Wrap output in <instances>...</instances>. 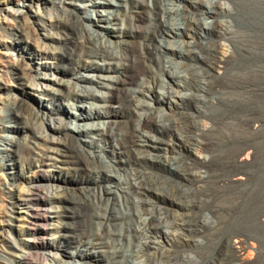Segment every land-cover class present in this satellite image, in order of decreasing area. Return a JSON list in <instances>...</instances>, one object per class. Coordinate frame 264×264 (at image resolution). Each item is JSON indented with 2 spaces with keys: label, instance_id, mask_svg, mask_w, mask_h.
<instances>
[{
  "label": "bare ground",
  "instance_id": "1",
  "mask_svg": "<svg viewBox=\"0 0 264 264\" xmlns=\"http://www.w3.org/2000/svg\"><path fill=\"white\" fill-rule=\"evenodd\" d=\"M21 1L29 12L50 6L40 30L54 33L42 45L25 10L0 18L19 55L5 54L0 65V264H264V0ZM143 9L149 25L140 31ZM218 40L228 57H218ZM190 43L221 77L181 75L171 57L196 59L180 49ZM37 68L59 77H33ZM132 72L141 75L136 88L119 100L118 85ZM34 78L59 87L40 86L52 104L40 113L27 93ZM73 110L83 123L74 128ZM44 123L55 138L36 131ZM192 147L206 155L194 158ZM166 227L173 232L162 233ZM185 233L202 238L192 255L181 249Z\"/></svg>",
  "mask_w": 264,
  "mask_h": 264
},
{
  "label": "rangeland",
  "instance_id": "2",
  "mask_svg": "<svg viewBox=\"0 0 264 264\" xmlns=\"http://www.w3.org/2000/svg\"><path fill=\"white\" fill-rule=\"evenodd\" d=\"M0 1H5V0H0ZM12 1H14V3H10L8 5H1L0 6V18L2 19L4 16H6L7 18H10L9 17L10 16L9 15V12L5 11V9L11 10V11L12 10H16L18 8H19V10L21 9L22 11L25 10L27 13L30 14V16H28V20L30 21L29 27H30V29L32 31V36L34 35L33 38L35 40L38 38L37 41L38 42L41 41V42H39V44L40 43L42 45L43 44H45V45L50 44V41L48 39H46L43 35L45 34L46 36H48V35H50L51 32L54 33V30H50V32L49 31L40 30V27H41L40 25H41V23L43 21V19L40 17V15H43V16L47 15V12H48V9L50 8V6H46V8H44L42 5H38V7H35L34 6L32 8V12H29V10H26L25 8H22L21 7L23 1H21V0H12ZM101 1H103V0H101ZM115 1H118V0H115ZM194 1L200 2L203 5H208V3L211 0H194ZM215 1H217V0H213V2H215ZM220 1H222L223 3H228L229 2L228 0H220ZM174 4H176V5L178 4L180 6L186 5L185 1H183V0H180V2H179V0H176L174 2ZM34 12H36V13H34ZM142 12L143 13L140 15V18L136 22V25L137 26L139 25L140 31H141V29L143 30L146 27H148V25H149V22H148L149 21V18H148L149 17L148 9H143ZM199 18H200V21L202 22V24H204V23H212V19L210 17H208V16H200ZM179 24H181V21H179ZM180 26L182 28H184V25H180ZM109 27H113V28H117V27H129V24L126 22L122 26L121 25H109ZM139 29L136 32V36L133 39H131V41L133 42V46H132V49L133 50H136L138 48V46H139V41H140V38H139L140 31H139ZM11 32L12 31H9L7 29L6 30L0 29V65H2V66L3 65H6V63H7V61H6L7 55H5V54H8V55L12 56L13 58H17L19 56L17 50L13 49L11 47V44L10 43H8V44L5 43L7 40H11V37H13L12 35H9V33H11ZM33 32H34V34H33ZM109 38L112 41L114 40L111 37H109ZM14 40L16 41V44L17 45L18 44L21 45V46L23 45L22 47L25 46V47L28 48V50L30 49L29 52H31V53L32 52L33 53H35V52L37 53V49H39V48L36 47V44L33 43L34 44L33 45V44L30 43L31 41H28V42L25 41L23 39V37L19 38L17 36H14ZM180 40L181 41L184 40L185 42H189V39H187V38L179 39V41ZM17 42H19V43H17ZM42 42H44V43H42ZM218 43L220 44V49H219L218 57H221V54L220 53H223V51L225 52V55L224 56L225 57H228L229 56V53H230V48L227 45V43H224L223 40H218ZM51 45L58 46L55 43H51ZM174 48L179 49L180 47L177 46V45H174ZM180 49H182L183 51L184 50L192 51L193 54H196V56H197L196 59H180L179 57H177L175 55H173L171 57V59H173L174 62H178L180 64L179 65L180 68L178 67L179 68L178 71H180V72L182 71L181 72V75L185 76L188 80L193 81V82H198L201 79L200 77L202 76L198 72H204V73H206V78L209 81L210 80H213L215 78L218 79L219 77L222 76L223 69H219V67L217 65H214V66L207 65L206 62H204V58L206 57V53L203 50H201L198 47H196V46L194 48V43H190L189 46L181 47ZM31 58H33L32 55L30 56V59ZM42 60H44V59H42ZM46 60L53 62L52 59H46ZM36 61L37 62H40L41 60H40V58H38ZM188 65L189 66L190 65H195L194 67H196V68L195 69L192 68L191 70H187L186 68H188ZM138 69L139 68H137V70ZM37 73L39 74V76H40V73H42V74H47L49 77H52V78L59 77V75H56L55 73H52V71H47V70H42V69L40 70V68H37V70L36 69L35 70L32 69V72H30V74L33 77H36V74ZM127 76H129V77L127 78V81L125 82V84L123 83V84H119L118 85L117 95H118L119 100H123V98H125L128 95V93L130 92V90L136 88V85L134 84L133 81H136V80L139 81V78L141 77L140 73L139 74H136V73H133V72L132 73H129ZM194 77H196V78H194ZM64 78H65V80L67 79V77H64ZM162 78L164 79V81L169 82V78L167 76H165V75L163 76L162 75ZM38 79L39 78H36V79L34 78V84L37 83L39 85L36 84V85H33L32 88L31 87L28 88L27 89V93L29 94L28 97H29L30 105L32 107H34L36 110H38L39 113H40V110H43V107L42 106H48V107H51L52 106V104L48 100L50 98L51 94H49L47 92H41V87L40 86L41 85L42 86L43 85H47L49 88H53V89L54 88L56 89V88H59V87L57 85H55V84H52L51 82H47V81L41 80V79L38 80ZM87 85H91L92 86V84H89V83H87ZM155 89H156V94L157 95H159V91L160 92H163V90L160 89V88H157L156 87ZM96 90L98 91L99 95L105 93V95H109L110 96V94H112L111 91H109V90H107L105 88L98 87V88H96ZM13 93H15V92L14 91H10V94H13ZM181 94L184 95L188 99V98H192L193 91L184 90V91H181ZM5 96H6V93H3V94L0 95V99H2V102L4 101L3 98ZM93 103L95 105L102 104V102L99 101V100H93ZM0 107H3L2 104H0ZM163 109H164V113L165 112H168V108L167 107H163ZM200 109L203 110V111L206 110V108L203 107V106H201ZM100 111L101 112H107L106 109H101ZM189 111H191V110H189ZM73 112L74 113L76 112V113L75 114H68V120H71L72 123H73L72 128H74L75 124L77 126H79V125L81 126L83 124L81 121L74 120L75 115L78 113V110H73ZM48 124H49V122H48ZM48 124L47 123H44L41 126L42 128H40V127L38 128L39 125H37L35 127V128H37V130L36 129L35 130L40 132V130L42 129L41 132H43L44 135H48L50 137H54L55 138L57 135L52 132V130L49 128V125ZM57 124L58 123L56 122V123L51 124V125L53 126V125H57ZM6 134H9V133H7V132H4L3 133V135H6ZM147 135L148 136H151V137H158L157 133H155L153 130H148ZM95 137H94V139L97 140L100 145H102L103 147L107 148V143L105 142V140L103 138H99V136H95ZM87 140H89V138ZM183 141H184V139H183ZM191 149H192V152H193L192 156L194 158H196V159L201 160L203 158V156L206 155V153L200 151V149H198L196 147H192ZM18 153L19 154L24 153V148L23 147H20ZM118 173L121 175V177L122 176L124 177V175H125L124 172H122V171H119ZM2 176H4V175H2ZM1 180H2V178L0 177V188H1V182H2ZM158 192L159 193H161V192L163 193V190L160 189V191H158ZM170 232H173V231H172V229H170L168 227L162 229V233H164V234L166 233L167 235H169ZM177 234H178V232H175V236ZM170 236L173 237L174 235H170ZM179 236L181 237V239H182V241L184 243L183 244L184 246H182L181 249H184V252L186 253V256L187 255H192L193 251L195 249H197L196 248L197 245L195 244L196 243L195 240H200V241L202 240V238H199V239H195L194 240L193 237H190L186 233H185V235L179 234ZM263 238H264V236H263ZM155 241L158 242V244H163V238L161 237V235H160V237L158 236L155 239ZM248 247H250V245H248Z\"/></svg>",
  "mask_w": 264,
  "mask_h": 264
}]
</instances>
